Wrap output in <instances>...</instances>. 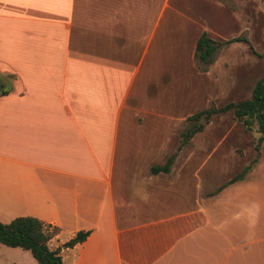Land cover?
<instances>
[{
	"label": "crops",
	"instance_id": "0c3cea01",
	"mask_svg": "<svg viewBox=\"0 0 264 264\" xmlns=\"http://www.w3.org/2000/svg\"><path fill=\"white\" fill-rule=\"evenodd\" d=\"M234 4L0 0V222L57 227L49 248L88 231L62 264H264L263 142L229 141L225 167L201 177L224 137L195 140L208 123L175 168L178 119L255 83L256 3ZM201 32L247 43L199 71ZM170 155L168 172H149Z\"/></svg>",
	"mask_w": 264,
	"mask_h": 264
},
{
	"label": "trees",
	"instance_id": "16d2710c",
	"mask_svg": "<svg viewBox=\"0 0 264 264\" xmlns=\"http://www.w3.org/2000/svg\"><path fill=\"white\" fill-rule=\"evenodd\" d=\"M232 41L247 43V40L243 37H234L223 42H217L208 38L205 32H201L195 41L193 50V59L197 69L205 71L206 65L211 62L216 49L220 45ZM226 111H231L233 118L241 122L245 130L251 128L252 119H255L257 123L256 129L260 133V136L257 138V144L254 145V148L257 149L258 143H264V75L252 85L248 98L236 102L230 101L217 107L210 105L186 117L185 120L189 124L180 133V142L177 148L188 141L194 133L201 131L203 125L208 122L212 115ZM200 117L203 120L202 122H198ZM172 159L173 156L170 155L165 159L163 164L150 166L149 172H168ZM248 167H243L239 173L231 177L226 183L241 179ZM57 233V227L45 224L31 216H18L5 223L0 222V244L28 251L38 264H62L60 256L61 248H70L76 243L82 242L86 238L88 231L78 230L61 245L49 248L47 242ZM147 261L134 262L144 263Z\"/></svg>",
	"mask_w": 264,
	"mask_h": 264
},
{
	"label": "rangeland",
	"instance_id": "374dc122",
	"mask_svg": "<svg viewBox=\"0 0 264 264\" xmlns=\"http://www.w3.org/2000/svg\"><path fill=\"white\" fill-rule=\"evenodd\" d=\"M227 7H233L235 6L234 2L235 0H219ZM237 1V0H236ZM243 1V0H240ZM254 1L256 4L257 14H256V28L255 31L252 32L251 35V42L257 50L256 56H257V63L253 66L251 71V81L255 80V82L261 78L264 75V0H251ZM241 7H244V3L241 2ZM194 65L196 67V63L194 62ZM197 68V67H196ZM200 71V70H199ZM251 90V89H250ZM250 91L245 92L242 91L240 96L237 97L236 101H240L243 99H246L249 97ZM226 101H222L220 99L216 100H210L208 105L205 107L207 108L210 105L213 106H221L225 104ZM204 108V109H205ZM200 111V110H199ZM198 112V111H196ZM195 112V113H196ZM186 119V118H185ZM179 120L178 119V128H180L178 131L184 130L188 126V122L186 120ZM202 118L200 117L198 122H202ZM211 123L206 129L209 130L205 134H199L198 136H195V140L203 141V140H212L216 142L221 138V134H224V137L222 138L221 144L219 146V150L212 154L210 158L206 161V163L202 166V169L200 171V175L202 177V174L207 173L209 170L216 169V171H221L223 167L226 165V161L220 156L218 153H220V150H223V148L227 147V143L229 141H235L240 140L242 143H250L255 142L257 138L259 137V132H257V123L255 119H252L251 122V128L249 130H245L243 124L233 118V114L231 111H226L222 113H218L215 115H212L208 122L203 125L202 130L205 128V126ZM231 125H233L231 128H229ZM201 130V131H202ZM200 132V131H199ZM223 132V133H221ZM197 133V132H196ZM194 133V134H196ZM179 134V133H178ZM193 134V135H194ZM192 135V136H193ZM218 135V136H217ZM191 136V138H192ZM190 138V139H191ZM190 139L186 142V144L182 147L181 151L176 152V162H175V168L178 170L183 162V156L185 147L188 143H190ZM180 141V139H179ZM177 143H178V137H177ZM179 144V143H178ZM190 146V145H189ZM261 153L264 156V143L261 144ZM248 153L243 154V156H247ZM242 156V157H243ZM263 188V187H261ZM260 193V190L258 194ZM264 193V190H263ZM264 212V211H263ZM263 212L257 213V218H259ZM0 264H37L35 260L30 256V254L20 248H14V247H7L0 244Z\"/></svg>",
	"mask_w": 264,
	"mask_h": 264
}]
</instances>
